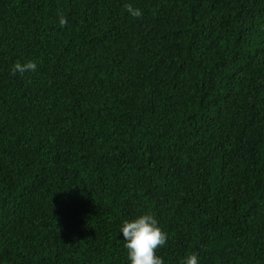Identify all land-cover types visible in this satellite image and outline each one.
Here are the masks:
<instances>
[{
  "label": "trees",
  "instance_id": "1",
  "mask_svg": "<svg viewBox=\"0 0 264 264\" xmlns=\"http://www.w3.org/2000/svg\"><path fill=\"white\" fill-rule=\"evenodd\" d=\"M145 212L264 264V0H0V264H129Z\"/></svg>",
  "mask_w": 264,
  "mask_h": 264
},
{
  "label": "clouds",
  "instance_id": "2",
  "mask_svg": "<svg viewBox=\"0 0 264 264\" xmlns=\"http://www.w3.org/2000/svg\"><path fill=\"white\" fill-rule=\"evenodd\" d=\"M125 11L132 18L142 16L141 9L133 7L131 4L125 5ZM66 20L59 17V24L63 26ZM37 64L28 61L24 64H17L14 73L34 72ZM119 234L126 249L129 264H164V260L156 255V249L162 247L167 241V234L158 226V221L151 213L145 212L137 217L125 220L121 223ZM184 264H198L195 255H189Z\"/></svg>",
  "mask_w": 264,
  "mask_h": 264
}]
</instances>
